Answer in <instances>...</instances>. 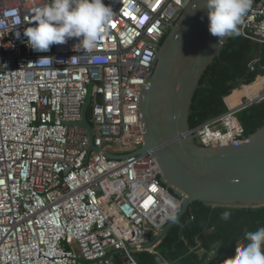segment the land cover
Here are the masks:
<instances>
[{
	"label": "built area",
	"instance_id": "built-area-1",
	"mask_svg": "<svg viewBox=\"0 0 264 264\" xmlns=\"http://www.w3.org/2000/svg\"><path fill=\"white\" fill-rule=\"evenodd\" d=\"M192 1L103 0L114 17L92 52L74 50L79 38L36 52L23 32L47 0H0V264H138L136 253H156L145 246L183 200L162 183L153 153L137 154L145 143L141 102L162 43ZM240 28L264 44V0ZM41 57L63 63H36ZM256 83L192 129L202 146L248 137L238 114L264 100V85L249 89ZM89 98L97 151L81 126Z\"/></svg>",
	"mask_w": 264,
	"mask_h": 264
},
{
	"label": "water",
	"instance_id": "water-1",
	"mask_svg": "<svg viewBox=\"0 0 264 264\" xmlns=\"http://www.w3.org/2000/svg\"><path fill=\"white\" fill-rule=\"evenodd\" d=\"M257 0H252L243 24ZM193 0L182 12L162 43L141 102L144 146L137 154L151 152L162 170L161 181L183 200L181 212L169 222L146 249L157 247L171 228H182L183 216L192 204L213 206L264 207V126L240 145L205 147L191 133L190 110L201 80L212 63L220 57L230 37L210 34L206 9L193 11ZM88 99L81 126L88 129L91 150L94 146ZM130 251H135L130 248ZM122 252L116 251L110 256ZM124 264V263H123Z\"/></svg>",
	"mask_w": 264,
	"mask_h": 264
},
{
	"label": "trees",
	"instance_id": "trees-1",
	"mask_svg": "<svg viewBox=\"0 0 264 264\" xmlns=\"http://www.w3.org/2000/svg\"><path fill=\"white\" fill-rule=\"evenodd\" d=\"M239 35L231 36L219 58L208 68L193 98L191 128L199 127L227 111L224 99L236 89L264 76V44ZM91 108L88 111L90 117ZM245 135L264 126V100L238 114ZM231 212L228 221L221 219ZM184 227L175 225L157 246L156 253L135 254L138 264H229L238 243L247 244L245 233L264 227V207H222L195 202L183 216ZM204 249L202 255L197 248ZM118 260V259H117ZM118 263L120 261L118 260Z\"/></svg>",
	"mask_w": 264,
	"mask_h": 264
},
{
	"label": "clouds",
	"instance_id": "clouds-1",
	"mask_svg": "<svg viewBox=\"0 0 264 264\" xmlns=\"http://www.w3.org/2000/svg\"><path fill=\"white\" fill-rule=\"evenodd\" d=\"M252 0H203V7L195 4L193 11L206 9L209 20L208 30L214 37L224 38L239 35L238 26L251 7ZM31 22L35 26L26 27L23 35L27 37L26 46L36 52H48L52 45L66 44L68 39L79 38L74 50L92 52L105 27L114 17L111 6L103 0H47L36 8ZM30 22V23H31ZM17 39L20 32H16ZM102 57H92L93 62ZM63 63L54 57H41L36 63ZM31 64V63H30ZM6 69V65H2ZM230 211H224L221 219L228 221ZM174 219V217H173ZM247 244L238 243L229 264H264V227L245 233Z\"/></svg>",
	"mask_w": 264,
	"mask_h": 264
},
{
	"label": "crops",
	"instance_id": "crops-1",
	"mask_svg": "<svg viewBox=\"0 0 264 264\" xmlns=\"http://www.w3.org/2000/svg\"><path fill=\"white\" fill-rule=\"evenodd\" d=\"M262 81V83H263V85H264V78H262V79H259L258 80V82L256 83V84H258L259 82H261ZM263 85L261 84V90H262V88H263ZM250 89V91L252 92V93H254L255 92V90L257 91L258 90V88L257 89H255L254 88V91H252V89H253V87H251V88H249ZM251 93V94H252ZM241 96L242 94H238V93H236V96ZM233 99H234V101H236V99H235V97H233Z\"/></svg>",
	"mask_w": 264,
	"mask_h": 264
},
{
	"label": "bare ground",
	"instance_id": "bare-ground-1",
	"mask_svg": "<svg viewBox=\"0 0 264 264\" xmlns=\"http://www.w3.org/2000/svg\"><path fill=\"white\" fill-rule=\"evenodd\" d=\"M261 84L263 85L262 81H261V82H259L258 84H255V85H254V88H255V89H257V88H258V90H257V91H260V90H261ZM257 91H256V92H257ZM237 96H238V95H237Z\"/></svg>",
	"mask_w": 264,
	"mask_h": 264
},
{
	"label": "rangeland",
	"instance_id": "rangeland-1",
	"mask_svg": "<svg viewBox=\"0 0 264 264\" xmlns=\"http://www.w3.org/2000/svg\"><path fill=\"white\" fill-rule=\"evenodd\" d=\"M256 82H258V80H256ZM252 85H253V84H252ZM196 251H197V253H199L200 255H202V253H203V250H202V249H197Z\"/></svg>",
	"mask_w": 264,
	"mask_h": 264
}]
</instances>
